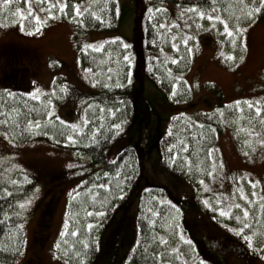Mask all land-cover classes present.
<instances>
[{"label":"rangeland","instance_id":"374dc122","mask_svg":"<svg viewBox=\"0 0 264 264\" xmlns=\"http://www.w3.org/2000/svg\"><path fill=\"white\" fill-rule=\"evenodd\" d=\"M96 1L80 3L75 18ZM9 2L15 4L12 11ZM9 2L0 0V8L5 5L0 12H10L0 13V90L18 88L38 102L30 125L34 134H45L48 121L56 124L59 119L67 124L72 141L92 112H100L92 106L99 93L96 84L130 83L133 120L104 156L113 161L131 147L142 175L130 183L107 219L93 264H122L131 254L139 197L150 185L165 188L173 202L160 232L167 246L164 264H264V17L256 18L260 0L250 3L252 15L246 13L245 24L226 11L165 4L159 16L167 20L172 35L167 50L173 75L161 78L144 72L134 77L132 71L129 49L145 0H116V30L85 33L77 31L73 20L61 18L65 7L60 5L66 6V0ZM79 48L99 51L96 60L82 64ZM11 65L20 70L14 78L8 71ZM213 85L221 91L222 130L215 136L208 131L209 146L215 139L211 147L194 143L191 163L199 173L195 185L162 166L158 142L169 131L173 115L191 121L189 117L198 120L215 110V92L209 89ZM98 172L85 154L46 138L17 140L0 125V174L23 193L24 240L16 264H72L68 250L76 234L77 189ZM123 179L119 176L112 186L124 185Z\"/></svg>","mask_w":264,"mask_h":264},{"label":"trees","instance_id":"16d2710c","mask_svg":"<svg viewBox=\"0 0 264 264\" xmlns=\"http://www.w3.org/2000/svg\"><path fill=\"white\" fill-rule=\"evenodd\" d=\"M84 1L86 0H66L61 18L73 20L77 31L81 33L89 30L98 32L116 30V0H97L94 5H88L89 7L81 17L76 19V7ZM145 1V12L137 19L134 30L135 42L130 47L132 51L129 49V52L133 53L130 59L134 77L138 74L140 77L144 72L145 75L154 78L173 75V72H170V70L172 71L170 67L172 57L169 55L170 51L167 50L171 46L172 35L167 27V20H163L159 16V12L165 4L226 11L234 17L239 16L240 24H245L249 19L246 13L250 8V3L253 2V0ZM10 4L11 2H9L8 9L12 11L15 4L13 6ZM4 6L0 8V11ZM260 6L256 18L262 19L264 4ZM9 11L4 12L9 15ZM4 12H0L1 15L5 14ZM119 43V41H115L114 45ZM79 51L82 54L80 61L85 66H89L93 60H96L99 53L97 50L83 48H79ZM8 71L11 78H14L20 70L18 68L16 70L11 65ZM96 86V91L98 90L99 93L94 98L92 106L98 108L100 112H92V117L81 125V130L72 141L68 139L67 124L59 119H55L56 124H52L54 120L51 121L52 123L48 121L50 127L43 132L45 134H34L30 125L33 120L32 116L37 111L38 102L18 88L0 90V125L13 138L17 140L28 137L46 138L56 146H67L76 153L87 155L91 164L99 167V172L82 180L81 186L77 189L80 200L74 205L77 221L74 230L76 234L70 237L69 247L71 248L68 250L70 252L69 263L72 264H93L98 254V240L107 219L112 216L114 209L122 199L121 195L126 194L130 183L142 175V168L133 148H125L113 161H107L104 156L105 150L116 138L127 132L133 120L134 102L130 98V83L126 81L122 84H96ZM209 89L215 92L217 100L215 110L205 113L198 120L189 117L191 121L185 120L183 115H173L170 118L169 131L162 135L158 142L162 166L167 170L177 172L187 182L195 185L199 182V173L191 163L194 143L203 141L204 147H211L215 139L209 146V143L212 142V135L210 136L208 131L214 136L219 135L223 124L219 111V108L222 107L220 103L221 91L215 85L210 86ZM185 95L188 98V92ZM116 115L117 117L114 118ZM48 133L51 136H48ZM66 141L68 143L64 144ZM172 154L175 156L173 162L171 161ZM121 175L124 176L122 180L124 185L112 186L113 181ZM22 196L23 193L15 191L14 186L8 185L0 174V264H16L23 250ZM183 202L186 201L183 200ZM191 205L194 206L193 203ZM77 207L83 210H81L83 214H79L81 211ZM171 208H173V202L167 197L165 188L156 185L143 188L135 219L137 222L136 245L122 264H164L162 255L167 246L160 232H162L164 217ZM127 216L128 214L124 220ZM185 231L187 230L183 226L182 232L186 233ZM202 244L209 249L208 245Z\"/></svg>","mask_w":264,"mask_h":264},{"label":"snow or ice","instance_id":"6c2138e0","mask_svg":"<svg viewBox=\"0 0 264 264\" xmlns=\"http://www.w3.org/2000/svg\"><path fill=\"white\" fill-rule=\"evenodd\" d=\"M3 2L5 4H7L9 2V0H3ZM260 2H261V4H264V0H260ZM60 7L63 8V7H65V5L62 4V5H60ZM16 11L19 12L20 9H17ZM256 11H260V9H256ZM199 14L200 15H203V13H199ZM49 15H51V13H49ZM248 15L251 16L252 13L251 12H248ZM209 19H220V18L219 17H209ZM225 30L226 31H229V34H231V30H229L227 27L225 28ZM126 59H127V57H126ZM259 111H260V109H257V112H259ZM222 214H226V213H222ZM245 215H247V212L246 211H245ZM246 239H250V238H246Z\"/></svg>","mask_w":264,"mask_h":264},{"label":"flooded vegetation","instance_id":"af4514ba","mask_svg":"<svg viewBox=\"0 0 264 264\" xmlns=\"http://www.w3.org/2000/svg\"><path fill=\"white\" fill-rule=\"evenodd\" d=\"M17 70V69H16Z\"/></svg>","mask_w":264,"mask_h":264}]
</instances>
